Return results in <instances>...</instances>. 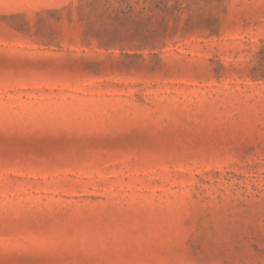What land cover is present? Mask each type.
<instances>
[{
  "label": "rangeland",
  "instance_id": "obj_1",
  "mask_svg": "<svg viewBox=\"0 0 264 264\" xmlns=\"http://www.w3.org/2000/svg\"><path fill=\"white\" fill-rule=\"evenodd\" d=\"M0 264H264V0H0Z\"/></svg>",
  "mask_w": 264,
  "mask_h": 264
}]
</instances>
